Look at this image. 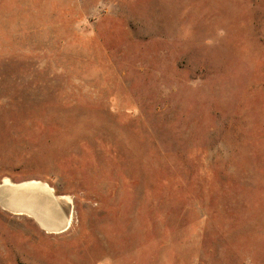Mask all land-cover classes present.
<instances>
[{
	"label": "rangeland",
	"instance_id": "rangeland-1",
	"mask_svg": "<svg viewBox=\"0 0 264 264\" xmlns=\"http://www.w3.org/2000/svg\"><path fill=\"white\" fill-rule=\"evenodd\" d=\"M6 179L0 264H264V0H0Z\"/></svg>",
	"mask_w": 264,
	"mask_h": 264
},
{
	"label": "crops",
	"instance_id": "crops-1",
	"mask_svg": "<svg viewBox=\"0 0 264 264\" xmlns=\"http://www.w3.org/2000/svg\"><path fill=\"white\" fill-rule=\"evenodd\" d=\"M33 196L32 188H15L2 185L0 186V207L6 213L22 219L32 216L41 222L43 228L63 232L69 221L66 213L57 207L45 206L43 208L35 204Z\"/></svg>",
	"mask_w": 264,
	"mask_h": 264
},
{
	"label": "bare ground",
	"instance_id": "bare-ground-1",
	"mask_svg": "<svg viewBox=\"0 0 264 264\" xmlns=\"http://www.w3.org/2000/svg\"><path fill=\"white\" fill-rule=\"evenodd\" d=\"M33 184H34V185L41 186L39 183L34 182V181H33ZM5 185L8 186V187H11V186L16 187V186H17V185H15V184H13L9 179H6V181H5ZM26 185H28V184H26ZM41 187L44 188V189H46V190H48V191L52 194V188H50V187H48V186H46V185H45V186H41ZM10 189H12V188H10ZM65 199H66V197H65ZM69 221H70V219H69ZM69 225H70V223L67 225L65 231L68 230Z\"/></svg>",
	"mask_w": 264,
	"mask_h": 264
}]
</instances>
